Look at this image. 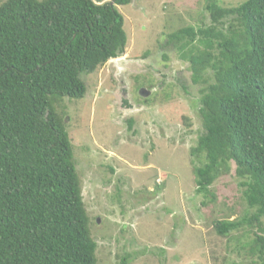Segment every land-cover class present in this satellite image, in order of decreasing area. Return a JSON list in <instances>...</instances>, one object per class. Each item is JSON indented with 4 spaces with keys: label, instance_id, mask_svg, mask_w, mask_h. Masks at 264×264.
<instances>
[{
    "label": "trees",
    "instance_id": "trees-1",
    "mask_svg": "<svg viewBox=\"0 0 264 264\" xmlns=\"http://www.w3.org/2000/svg\"><path fill=\"white\" fill-rule=\"evenodd\" d=\"M130 1L0 5V264H96L64 101L84 96L82 74L123 54L117 6ZM204 8L209 24L169 34L191 82L201 85L203 132L188 150L198 161L194 190L206 195L234 163L254 212L212 225L226 236L261 219L246 246L264 264V0L228 7L206 0Z\"/></svg>",
    "mask_w": 264,
    "mask_h": 264
},
{
    "label": "rangeland",
    "instance_id": "rangeland-1",
    "mask_svg": "<svg viewBox=\"0 0 264 264\" xmlns=\"http://www.w3.org/2000/svg\"><path fill=\"white\" fill-rule=\"evenodd\" d=\"M218 1L228 7L245 0ZM205 2L117 6L123 54L82 74L84 96L64 101L96 264H257L246 245L261 232V219L226 236L212 225L254 212L241 196L234 163L206 195L194 190L191 168L198 161L188 150L203 132L201 85L191 82L169 34L209 24Z\"/></svg>",
    "mask_w": 264,
    "mask_h": 264
},
{
    "label": "flooded vegetation",
    "instance_id": "flooded-vegetation-1",
    "mask_svg": "<svg viewBox=\"0 0 264 264\" xmlns=\"http://www.w3.org/2000/svg\"><path fill=\"white\" fill-rule=\"evenodd\" d=\"M146 91H144V92H142L144 95H146V93H145Z\"/></svg>",
    "mask_w": 264,
    "mask_h": 264
}]
</instances>
